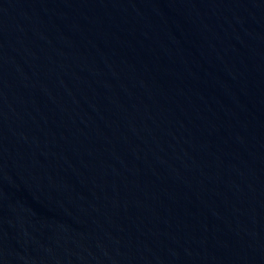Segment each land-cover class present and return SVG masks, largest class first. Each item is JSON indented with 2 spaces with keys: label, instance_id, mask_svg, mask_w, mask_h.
Segmentation results:
<instances>
[{
  "label": "water",
  "instance_id": "water-1",
  "mask_svg": "<svg viewBox=\"0 0 264 264\" xmlns=\"http://www.w3.org/2000/svg\"><path fill=\"white\" fill-rule=\"evenodd\" d=\"M0 264H264V0H0Z\"/></svg>",
  "mask_w": 264,
  "mask_h": 264
}]
</instances>
